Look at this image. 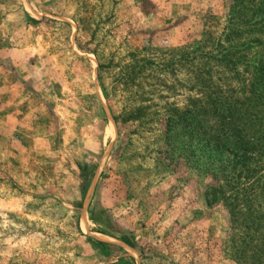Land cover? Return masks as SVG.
I'll use <instances>...</instances> for the list:
<instances>
[{
    "label": "rangeland",
    "instance_id": "1",
    "mask_svg": "<svg viewBox=\"0 0 264 264\" xmlns=\"http://www.w3.org/2000/svg\"><path fill=\"white\" fill-rule=\"evenodd\" d=\"M251 17L264 0H0V264H238L165 120L198 70L238 85L205 54Z\"/></svg>",
    "mask_w": 264,
    "mask_h": 264
},
{
    "label": "trees",
    "instance_id": "2",
    "mask_svg": "<svg viewBox=\"0 0 264 264\" xmlns=\"http://www.w3.org/2000/svg\"><path fill=\"white\" fill-rule=\"evenodd\" d=\"M245 23L259 35L238 46L232 44L239 24L230 19L224 33L228 44L219 43L216 54H205L222 68L220 72L233 75L229 79L238 78V85L217 83L214 65L198 70L199 95L191 97L182 110L170 111L165 133L184 144L188 165L210 178L204 191L206 204L222 203L230 227L238 229L228 245L230 259L238 264H264V39L260 37L264 17H251ZM254 46L259 49L249 59L243 52ZM243 62L241 72L238 65ZM122 241L134 246L127 236Z\"/></svg>",
    "mask_w": 264,
    "mask_h": 264
},
{
    "label": "crops",
    "instance_id": "3",
    "mask_svg": "<svg viewBox=\"0 0 264 264\" xmlns=\"http://www.w3.org/2000/svg\"><path fill=\"white\" fill-rule=\"evenodd\" d=\"M125 246L128 248V247H130L129 245H127L126 243H125Z\"/></svg>",
    "mask_w": 264,
    "mask_h": 264
}]
</instances>
